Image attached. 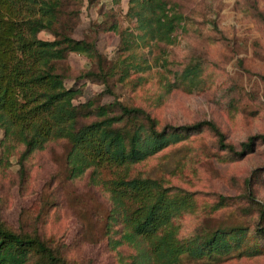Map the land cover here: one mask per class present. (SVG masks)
<instances>
[{"label":"rangeland","instance_id":"rangeland-1","mask_svg":"<svg viewBox=\"0 0 264 264\" xmlns=\"http://www.w3.org/2000/svg\"><path fill=\"white\" fill-rule=\"evenodd\" d=\"M171 1L185 16L173 43L150 46L137 38L129 51L126 37L98 31L95 26L112 10L122 29L133 30L134 19L126 14L128 0H121L119 7L113 0H84L80 4L79 16L72 21L73 36L94 40L109 60L129 52L130 60L140 67L130 71L125 83L114 86V94H108L103 84L75 79L93 69L92 61L67 53L62 61L69 68L66 84L82 90L74 102L96 105L118 98L145 108L161 126L210 120L237 149L249 136L264 135V0ZM39 36L52 38L48 31ZM194 63L200 68L190 81L182 70ZM1 139L0 132V219L6 225L51 236L62 246L69 264L131 262L136 254L132 246L124 243L112 249L110 245L119 236V222L108 228V182L122 171L106 169L90 174L89 170L69 177L67 142L54 139L25 159L22 172L20 146L11 141L15 151L8 153L10 149ZM257 142L252 151L232 157L218 148L215 135L204 128L132 166L130 172L164 178L190 194L194 207L179 220V236L237 223L253 227L259 219L257 207H264V141ZM248 177L255 180L251 195L245 188ZM220 196L226 199L221 202ZM142 243L138 246L145 248ZM182 264L214 263L184 259ZM220 264H264V254L234 255Z\"/></svg>","mask_w":264,"mask_h":264},{"label":"trees","instance_id":"trees-1","mask_svg":"<svg viewBox=\"0 0 264 264\" xmlns=\"http://www.w3.org/2000/svg\"><path fill=\"white\" fill-rule=\"evenodd\" d=\"M83 1L0 0V132L2 142L10 149L8 153L15 151L11 141L20 146V171L24 170L25 159L54 139L67 142L69 177H79L89 170L90 174L106 169L122 171L108 182V228L119 222V236L110 244L112 249L127 243L136 250L129 264H182L184 259L220 264L234 255L264 254L263 206L257 207L259 219L253 227L237 223L182 237L178 235L179 220L194 207L190 194L164 178L130 172L132 166L204 128L215 135L218 148L232 157L252 151L257 141H264V135L249 136L237 149L210 120L161 126L145 108L118 98L105 104L77 105L74 100L82 90L66 84L69 68L62 61L67 53L92 61L93 69L74 78L103 84L108 94H114V86L125 83L130 71L140 67L130 60L129 52L109 60L94 40L73 36L72 21L78 18ZM113 1L119 7L121 0ZM128 3L126 14L134 19L133 30L122 29L111 10L95 23L98 31L126 37L128 51L137 38L150 46L173 43L185 16L171 0ZM42 31L50 32L52 38H41ZM199 68L196 63L187 66L182 70L183 77L192 81ZM254 182L252 177L245 179L250 195ZM225 199L219 197L221 202ZM140 243L145 248L138 246ZM60 247L51 236L15 230L0 219V264H69ZM139 248L143 252H138Z\"/></svg>","mask_w":264,"mask_h":264}]
</instances>
